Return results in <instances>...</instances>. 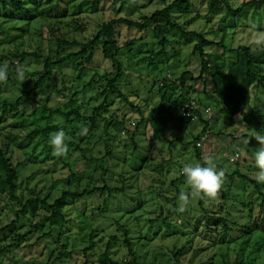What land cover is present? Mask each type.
I'll return each mask as SVG.
<instances>
[{"label":"rangeland","instance_id":"1","mask_svg":"<svg viewBox=\"0 0 264 264\" xmlns=\"http://www.w3.org/2000/svg\"><path fill=\"white\" fill-rule=\"evenodd\" d=\"M65 1L71 5L79 6L78 9L71 11V16L78 18L84 32L74 34L70 33L67 28L64 29L62 27L60 31L58 30V36L69 33L68 36L70 38L78 41L91 35L99 20H104L107 14L114 13L110 10L111 3L105 5L106 12L104 14L100 12V15V13H93V5L96 0ZM208 1L190 0L191 11L188 19L195 20L192 23L185 24L186 20L184 21L182 17H179L180 13L175 12L173 13L174 22L181 24L184 21V26L188 32L203 34L207 40L214 41V43H218L221 37L225 36V46H248L254 52L262 50L252 46L256 31H264V15L260 14V8L262 7L246 9L240 17H235L226 8L221 7L216 14L209 16ZM227 1L229 6L236 10L241 4L251 0ZM49 2L54 5L55 0H40V8L45 9L50 6L49 4L46 5ZM139 4L143 5L141 12L131 13L129 15L130 19L138 21L139 15L148 14L159 6L158 0H140ZM0 24V42H2L6 38L2 30L8 23L0 20ZM118 31L121 37L120 47L128 42L133 43L131 46L132 60L128 61L124 49H121V61L126 72L119 89L130 102L141 107L142 115L139 116L137 113L131 112L129 107L119 102L118 99H109L111 106L105 114L106 118L110 115L115 116L116 120L124 117L126 133L121 135V131L115 132L109 129L108 135H106L103 132L104 123L100 120L97 124L98 129L93 134L88 148L91 155L104 158L106 155V139L111 138L113 142L109 141L112 147V150H110V156L112 157L111 159L109 157L108 160L104 159L103 168H97L95 161L84 166L83 162L79 160V154L70 145H68L67 155L63 156L61 163H59L57 161L58 157L53 155V149L49 144L50 134L47 136L48 139L38 136L30 141L27 138L28 134L33 131L41 130L48 126H55L63 128L66 133V142H70L72 135L77 136L82 124L81 121L75 119L74 112L78 110L81 116L88 117L91 115V109L101 104L103 98L97 95V85L93 89H87L84 93H79L75 97V104L69 103L67 89L72 84L71 67L55 71L50 85L43 87L40 92L24 98L23 105L17 109L18 112L15 119H10L12 112L7 114L3 128L0 131V151L6 153V157L9 158L13 166L17 165L19 167L22 189L28 188V190L38 192L41 197L48 195L50 196L49 202L57 198L62 191L81 192L83 189L94 186L102 187L104 180L110 188L125 187L124 194L112 196L107 200V204L110 211H116L114 213L115 220L119 219L121 223L128 222L134 228L133 232L135 230L134 233L137 238H139L143 232L144 234L145 231L149 232L148 226L145 228L146 218L154 219L158 210L156 207L157 203L148 201V196L145 194L146 191L150 187L158 189L161 196L158 202L163 207V215L165 217L166 210L172 208L175 195H178L179 198L181 191L191 192L186 177L184 175L181 176L183 165L186 163H203L196 158V150L194 148L195 140L201 131L199 123H176L175 119L178 116L179 108L178 105L172 103L170 117L164 134L165 137L156 141L153 139V130L146 118L148 110L146 107L144 108L145 104L142 101L147 102L149 105L148 109L155 107L159 101L156 91L158 85L154 83L155 79L159 82V79H162L166 74H171L173 78H177L182 70H187L197 76L200 65L197 58L191 55L195 44L192 39L185 42L177 34H165L170 45H165L166 57L160 60L155 54L161 50V46L158 45L157 39L154 38L152 28L140 33L122 27ZM55 37H50L46 30L42 29L40 20L36 19L30 24L27 35L24 38L15 41L8 37L4 43H0L1 65L12 62L16 66L18 61L9 60L8 54H15L21 51L36 52L40 46H42L43 54L45 55L48 51L49 42H53ZM203 51L211 60L223 55L226 64L232 61V57L225 54L222 48L211 46L204 48ZM151 57L152 60H150ZM216 62L219 63V61ZM150 63H153V65H150ZM92 66L101 71H111L110 64L101 58L99 51L94 55ZM153 67L156 68L153 69ZM38 68L39 66L37 65H29L25 70L24 82L16 78L17 81L15 80L14 85L3 84L0 100L13 104L21 95V91H28L29 80H33L29 75L32 72H38ZM262 76L264 80V67L262 68ZM81 86L82 84H79L76 87V91H80ZM98 88H100V83ZM198 91L200 93L202 91L200 83ZM192 97H199L203 101V105L211 109L212 116L217 113L215 104L207 100L205 96L193 95ZM57 110L60 113H57ZM62 114H69V119L66 120ZM253 129L264 132V90L255 87L251 89L250 104L243 109L242 114L234 118L233 125L225 127L220 121L215 123L208 130L205 143L199 152L202 157L211 158L213 163L221 165L225 172H234L239 169L249 180H254L256 173L253 170L255 163L254 154L259 145L254 139L250 138ZM245 136L250 138L249 143H244ZM235 152H240L241 156L237 164L233 165L228 163L223 154ZM87 155L88 157L90 156L89 153ZM26 159L29 160L28 163ZM103 170H107L108 173L104 175L102 173L104 172ZM77 171H79L78 174ZM70 173L74 174L75 177L67 182L65 179ZM76 176H79L80 179H77ZM232 183V181L224 179L218 195L213 198L214 201H210V204L217 203L218 205V207L216 206L217 210L212 213L221 212L220 207L222 203H225V200V207H231L233 211L237 209V212H234L237 217H233V219L239 221V223L244 222L241 224L242 228L233 226L231 231L234 232L225 234L226 236H221L223 233H219L221 238L225 239L227 237L226 241H228L229 237L230 239L237 237V244L230 245L227 248L226 245H219V243L215 247L209 246L210 248L206 251L197 252L195 257H193L195 249L207 247L206 245H209V243L213 244L216 242L217 236L214 231L209 229L211 223L208 222L201 223L202 226L198 229V233L189 232L187 223L193 225L196 214L192 210L198 203L197 196H190V203L186 209L188 210L187 215L184 213L186 210L183 212L177 210L178 199L176 210L179 214H170L168 220L169 226H172L171 230L160 226L161 229L153 241L146 246H137V251L141 256L140 261L145 258L146 262H149L154 259L156 254L164 253L166 256L164 258L162 256L156 257L155 262L156 264H161V262L164 264L165 258L171 261L175 248H180L188 240H193L191 248L181 259V264H264V210H260L258 204H255L257 197L252 187H247L246 184H243L238 179H235L234 183ZM244 191L246 194H244ZM137 192H142V194L138 196ZM85 203L86 219L82 215L75 213L72 208L66 209L67 229L60 237L58 230L49 227L43 233H31L33 229L23 220L22 223L25 225L20 232L22 234L29 232L30 234H26V240L21 243L20 248L16 251L14 249L10 250L9 247L8 249L5 248L4 251H7L6 253L8 254L5 253L6 256L2 259V264H50L48 259L53 251V256L62 252V259L60 263L57 262L56 264H82L84 262L82 250L87 246L86 242L89 233L94 228L92 225L101 224L97 209L102 203V198L95 197ZM141 204L143 205L141 206ZM82 205V203L77 204L78 208ZM10 207L8 202L0 196V227L11 220ZM106 210L104 211L106 212ZM190 211L192 212L190 213ZM239 217H242L243 221H240ZM138 224L140 225L139 228ZM249 228H257L258 231L252 233L250 236L252 238L251 241L246 245L244 243V249L240 250L239 244L247 240L244 232ZM112 231H114L113 227L106 231V235L113 234ZM43 234H48V236L36 243V239ZM100 237L105 242L106 238L103 235H100ZM10 244H12L11 238L7 236L6 241L0 243V249ZM224 250L225 252L227 250L225 261L220 258V254L224 253ZM123 256V249L118 247L116 258H123ZM89 264H97L93 255L90 256Z\"/></svg>","mask_w":264,"mask_h":264},{"label":"trees","instance_id":"2","mask_svg":"<svg viewBox=\"0 0 264 264\" xmlns=\"http://www.w3.org/2000/svg\"><path fill=\"white\" fill-rule=\"evenodd\" d=\"M39 1L40 0H0V20L8 23L6 27H2V31L6 35V38L2 41L3 43L8 37H11L15 41L24 38V36L27 35V30L30 24L36 19L40 20L42 29L46 30L50 37L56 36L53 38V42H49L48 51L45 55L43 54L44 50L42 46L38 47L36 52L21 51L15 54H8L9 60H17L18 64L25 67V70L31 64L37 65L39 68L37 70L38 72H32L29 75L33 80H29L28 84H30V86L28 91H21V95L13 104L0 100V131L3 128V124L9 112H12L10 119H15L17 117V109L23 105L24 98L31 96L33 93L40 92L43 87L50 85L55 71L71 67L72 84L67 89V97L69 95L68 98L70 104L76 103L75 97L79 93H84L87 89H93L95 85H97V95L103 98L101 104L91 109V115L88 117L81 116L78 110L74 112L75 119L82 122L81 126H87L88 132L87 135L84 136H81L79 133L77 136L72 135V140L67 143L74 147L75 151L79 154V160L83 162L84 166L89 163H94L93 161H95V163H97V168H103L104 159L106 158L108 160L109 157L110 159L112 157L110 156V150H112L110 144V142H112L111 138L106 139V155L104 158L93 157L88 149L93 134L98 129L97 124L100 120L104 123V134L108 135L109 129L115 132L125 131L126 133V130L124 129V117L120 120H116L113 115L106 118L105 114L111 106L109 101L110 98L118 99L119 102L127 105L131 112L137 113L139 116L142 115L140 111L141 107L130 102L119 89L126 72L121 61V49H124L128 61L133 58L131 48L133 45L132 42H128L120 47L121 37L118 29L121 27L139 33L146 32L152 28L153 36L157 39L158 45L161 46V50L155 54L160 60L166 57L164 51L165 45H170L165 34H177L180 39L185 42L190 41V39L194 41L195 44L192 48L191 55L196 57L199 62L200 70L198 75L194 76L191 72L182 70L177 78H173L171 74V77L167 78L166 74L162 79H159V82L155 79L154 83L158 85L156 88L159 97L158 104H156L155 107H150V109H148L149 105L147 102L142 101V103L145 104L144 108L146 107L148 110L146 118L152 127L153 139L156 141L165 137L164 134L170 117V107L172 106V103L178 105L179 108L190 99H195L200 108L208 107L203 105V101H201L199 97H192L193 95H202L215 104L214 106L217 109V113L214 116L206 119L202 117L201 114L197 113V121L193 122L199 123L201 126V131L195 140L194 148L196 150V158L203 162L201 164L202 166L205 164L207 158L202 157L199 152L205 142L200 148L196 146L200 137L206 135L208 130H210L218 121H220L225 127H231L234 123V118L237 115L242 114L243 109L250 104L252 87L264 90V80L262 76V68L264 67V49L254 52L248 46H225V36H222L218 43H214V41L207 40L203 34L188 32L184 23L186 22L185 24H189L195 20L188 19L191 11L190 0H158V8L148 14L145 13L144 15H139L138 21L130 19L129 15L131 13L141 12L143 5L139 4L140 0H96L93 5V13L99 14L102 12L104 14L106 12L105 5L107 3H111L110 10L114 13L107 14V17L104 20H99L94 32L86 38H82L80 41L70 38L68 36L69 33H64L58 36V30L60 31L62 27H64V29L67 28L70 33L74 34L84 32L83 26L79 23L78 18L71 16V11L78 9V5H71L65 0H55L54 5L49 2L46 5L49 4L50 6L41 9ZM207 7L209 16L216 14L221 7L226 8L227 11L235 17L242 16L246 9L262 7L260 8V14L264 15V0H251L241 4L236 10H233L229 6L227 0H209ZM175 12L180 13L181 15L179 17H182L183 20L186 21H183L181 24L174 22L173 13ZM211 46L222 48L225 54L232 57V61L229 64H226L223 55L221 57L217 56L213 60L209 59V56L204 53L203 49ZM98 51L100 52L101 58L110 64V72L101 71L92 66L94 55ZM150 60H152V57ZM216 61H219V63ZM7 64L8 78L5 82H0V95L2 93L3 84L14 85L16 80V66L13 65L12 62H7ZM150 65H153V63H150ZM155 68L156 67H153V69ZM86 77L88 78L86 79ZM99 83L100 88H98ZM199 83L202 86L201 93L198 91ZM79 84H82L81 90L76 91V87L79 86ZM56 112L60 113L58 110ZM68 115L69 114L63 115L66 120L69 119ZM175 121L178 124L192 123L191 120L179 115ZM60 129L61 128L55 126H48L44 129L29 133L27 138L30 141L38 136L48 139L47 136L49 134ZM245 139L248 138L245 136ZM82 146L84 147L82 148ZM88 153L92 157H88ZM229 154L233 155L234 153ZM62 159L63 156L58 157L57 161L61 163L60 161ZM26 162L28 163L29 160L26 159ZM236 164L237 162L235 165ZM216 166L218 170L223 169L219 164H216ZM160 169L162 168L160 167ZM253 170L255 172L258 171L255 163ZM103 171L104 172L102 173H104V175L108 173L107 170ZM78 173L79 171H77V174ZM181 176H183L182 173ZM73 177H75V175L70 173L65 180L68 182ZM76 178L80 179L79 176H76ZM224 179L232 181L233 183L235 179H238L239 181H242L243 184H246L247 187H252L254 190L253 192L256 193L257 197V202L255 204H258L260 210H264V183H257L255 179L249 180L239 169L234 172H225ZM172 183H174V181H172ZM124 192L125 187L110 188L104 180L102 187L94 186L92 188L83 189L81 192H73L70 190L62 191L57 198L52 202H49L50 196L48 195L41 197L38 192H33L32 190H28V188L22 189L19 167L17 165L13 166L9 158L6 157V153L0 151V196L11 206L9 211L12 216L7 224L0 227V243L6 241L7 236L11 238L12 243L0 249V264L3 263L2 259L8 254L6 253L7 251H4L5 248L8 249L9 247L10 250L14 249V251H16L20 248L21 243L26 240L25 236L26 234L28 235L29 232H26L25 234L20 232L21 228L25 225L22 223L23 220L33 229L31 233H43L44 230L49 227L58 230L60 237V235H62L67 229L66 224H68V221L66 217V209L72 208L75 213L82 215L86 219L85 202L89 199L92 200L95 197L102 198V203L98 206L99 209H97L99 212L98 217L101 218V224H91L94 228H92L89 233L86 248L82 250L84 258L82 264H89L91 255L95 257L97 264H156V257L162 256L164 258L166 254L158 253L159 255L156 254L154 259H151L149 262H146L145 258L140 261L141 256L137 251V246H146L153 241L161 229L160 226L171 230L172 226H169L170 224L168 223V220L170 214H179L176 210L178 195H175L173 198L174 202L172 208L166 210L167 212L164 217L163 207H161L160 202H158L161 197L158 189H152L150 187V189L146 191L145 194L148 196V201H154V203H157L156 207L158 210L154 219L146 218L145 220V228L148 226L149 232L145 231V234L143 232L142 235L137 238V235L134 233L135 230L133 232L134 228L130 226L128 222L121 223L119 219L115 220L114 213L116 211H110L107 204L109 198L112 196L115 197L118 194H124ZM140 194H142V192H137L138 196ZM244 194H246L245 191ZM197 199V206L194 207L193 210L191 209L192 211H195V221L193 225L187 223L189 225V232H192L193 234L196 232L198 233V229L202 226L201 223L208 222L211 223L212 226L209 225V229L214 231L217 240L213 244L209 243V245H206L207 247L201 249H198L197 247L199 246H197V249L193 252V257H195L197 252L206 251L210 248L209 246L215 247L219 243V245H226L227 248L230 245L237 244V237L232 239L229 237L228 241H226L227 237L223 239L219 236V233H223L221 236L232 234L234 232L231 231L233 230V226L242 228L241 224L244 222L239 223V221L233 219V217H237L236 213H234L237 212V209L233 211L231 207H225V200V203L221 204V212L212 213L217 210L216 206L218 207L217 203L210 204V201H214L213 198L197 196ZM144 202L146 203V201ZM81 203L83 205L78 208L77 204ZM143 204H141V206ZM105 209H107L106 212L104 211ZM187 211L188 210L184 212L185 215L188 214ZM192 211H190V213ZM241 218L239 217L238 219L243 221ZM157 225L159 226V229ZM111 227L114 228V231H112L113 234L106 235V231L110 230ZM139 227L140 225L138 228ZM155 228L156 230H154ZM256 231H258L257 228H249L244 232V235L247 236V240L240 242V244L238 243L240 250L244 249V243L246 245L251 241L252 238L250 236ZM100 235H103L104 238H106L105 242ZM47 236L48 234H43L38 237L36 243L40 242ZM192 241L188 240L187 243L183 244L180 248H175L172 253L171 261H168V258H165L166 261L164 264H181V259L191 248ZM118 247H121L124 251L123 258H116ZM219 250L221 249L219 248ZM226 252L224 250V253L220 254V258L223 261L226 260ZM53 254L54 251L49 257L48 263H60L62 252L55 256H53ZM159 261L161 262V260Z\"/></svg>","mask_w":264,"mask_h":264},{"label":"clouds","instance_id":"3","mask_svg":"<svg viewBox=\"0 0 264 264\" xmlns=\"http://www.w3.org/2000/svg\"><path fill=\"white\" fill-rule=\"evenodd\" d=\"M255 27V26H253ZM254 48L264 49V31H256L252 40ZM16 78L25 81V67L21 64L16 65ZM8 78V64L0 65V82H5ZM87 126H81L79 134L87 135ZM251 139H254L259 147L254 154L255 166L258 171L254 175L257 183H264V132L252 130ZM250 138L245 139L244 143H249ZM49 144L53 149V155L56 157L66 156L68 152V143L66 142V133L60 130L51 133L49 136ZM181 173L186 177V181L190 186L191 192L181 191L179 194L178 211H185L190 203V196H202L206 198H215L225 178V171L217 169V166L211 158L205 160L202 166L200 163H186L181 168Z\"/></svg>","mask_w":264,"mask_h":264},{"label":"built area","instance_id":"4","mask_svg":"<svg viewBox=\"0 0 264 264\" xmlns=\"http://www.w3.org/2000/svg\"><path fill=\"white\" fill-rule=\"evenodd\" d=\"M166 77L170 78L171 75L167 74ZM197 113L201 114V116L206 119H209L212 116L211 109L209 107L200 108L195 99H190L189 101L185 102L182 106H180L178 115L188 120H191L192 122H196ZM121 135H125V131H121ZM205 140H206V135H202L199 141L196 143V146L200 148L201 145L205 142ZM240 156H241L240 153H234L233 155L229 153L223 154V157L230 164H235L236 162H238Z\"/></svg>","mask_w":264,"mask_h":264}]
</instances>
